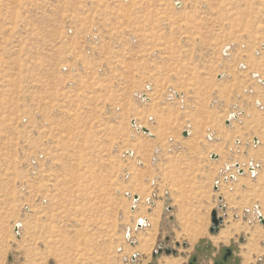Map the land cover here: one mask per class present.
<instances>
[{"label":"rangeland","instance_id":"1","mask_svg":"<svg viewBox=\"0 0 264 264\" xmlns=\"http://www.w3.org/2000/svg\"><path fill=\"white\" fill-rule=\"evenodd\" d=\"M262 173L264 0H0V264H264Z\"/></svg>","mask_w":264,"mask_h":264},{"label":"water","instance_id":"2","mask_svg":"<svg viewBox=\"0 0 264 264\" xmlns=\"http://www.w3.org/2000/svg\"><path fill=\"white\" fill-rule=\"evenodd\" d=\"M142 130H144L145 132H149V129L146 128V127H142ZM184 135L185 136H188L189 135V132L187 130H185ZM255 141L258 142V139L256 138ZM212 158H219V156L217 154H212ZM236 165L238 167L240 166L239 163H237ZM251 170H254V166L253 165L251 166ZM244 171L245 170H243L242 168L239 169V172L241 174H243ZM231 178L233 179L234 176H231ZM215 189L216 190L219 189V185L218 184H216ZM134 198L136 200H139L140 199V196L139 195H135ZM219 200L222 201L223 200V197L222 196H219ZM221 208H223L225 210L226 207L225 206H221ZM259 219H260V222L261 223H264V217H263V215H260L259 216ZM223 222H224V218L219 215L217 209H214L212 211V226L210 228L211 232L212 233H217L220 230V227L223 224ZM143 226L144 225H143L142 221L139 220L138 227L139 228H142ZM128 237H130V236H128ZM132 243H135V242L132 241ZM163 251H165L166 254H168V255L169 254H176V250L174 248H170V247H167V246H164V247L163 246H159L158 249L156 251H154L153 255L154 256H157L158 254L162 253ZM229 251H230V249H229ZM136 258H137V254L133 255V260H136ZM195 259L196 258H194V260ZM216 264H218V263H216Z\"/></svg>","mask_w":264,"mask_h":264},{"label":"bare ground","instance_id":"3","mask_svg":"<svg viewBox=\"0 0 264 264\" xmlns=\"http://www.w3.org/2000/svg\"><path fill=\"white\" fill-rule=\"evenodd\" d=\"M133 123L135 124L136 122L133 121ZM142 127H144V126H141V128H142ZM187 131H188V130H187ZM144 132H145V131H144ZM146 133H150V132H146ZM257 139H258V138H257ZM258 142H259V140H258ZM258 142L255 141V144H258ZM213 154H216V153H213ZM217 155H218V154H217ZM211 157H212V155H211ZM250 157H251V156H250ZM214 159H217V158H214ZM248 159H249V158H248ZM260 160H261V159H260ZM238 161H239V160H238ZM249 161H250V160H249ZM242 162H243V161H242ZM250 162H251V161H250ZM236 164H237V163H236ZM252 165L254 166V163H253V162L250 163V166H249V167H250V171L255 172L257 166H256V167L254 166V170H251V166H252ZM257 168H258V167H257ZM239 169H240V168H239ZM239 169H238V170H239ZM243 170H244V169H243ZM244 172H245V171H244ZM240 174H241V173H240ZM234 178H235V176H234ZM259 179H260V180H264V174H263V173L259 175ZM126 194L130 195V193H126ZM134 201L137 202L138 200H136V199L134 198ZM134 207H135V206H133V209H134ZM154 212H155V211H154ZM260 213H261V212L259 211V216L262 215V214H260ZM145 216H146V214H145ZM236 217H238V215H236ZM263 217H264V216H263ZM152 218H153V217H152ZM155 220H156V219H155ZM155 220H154V221H155ZM140 221H142L143 225H144V224L146 225V224L148 223V220H147L146 218H141ZM155 222H156V221H155ZM157 222H158V221H157ZM138 223H139V221H138ZM19 226H20V225H17L16 227L19 228ZM137 226H138V224H137ZM138 228H139V227H138ZM129 230H130V229H129ZM155 230H157V228H156ZM192 230H193V229H192ZM152 231H153V230H152ZM193 231H194V230H193ZM224 231H225V230H224ZM153 232H154V231H153ZM201 233H202V230H201V228H200L199 230H197L196 232H194L193 237H198L199 235H201ZM223 234H224V233H223ZM202 235H203V234H202ZM225 235L228 236V235H230V234L225 233ZM128 236H130L129 233L127 234V237H128ZM151 236H152V235H151ZM191 236H192V235H191ZM222 236H223V237H226V236H224V235H222ZM128 238H130V237H128ZM142 238H143V237H142ZM191 239H192V238H191ZM192 240H193V239H192ZM192 240H191V241H192ZM194 240H195V239H194ZM145 244H146V242H145ZM145 246H146V248H147V245H145ZM169 256H170V255H169ZM181 261H182V260H181ZM176 263H177V261L174 260V259H172V258H166V259L164 260V264H176ZM177 264H178V263H177Z\"/></svg>","mask_w":264,"mask_h":264},{"label":"flooded vegetation","instance_id":"4","mask_svg":"<svg viewBox=\"0 0 264 264\" xmlns=\"http://www.w3.org/2000/svg\"><path fill=\"white\" fill-rule=\"evenodd\" d=\"M212 234H215V233H212ZM229 249H230V251H229ZM166 255H168V254H166ZM169 255H174V254H169ZM174 256H178V255H174ZM232 257H233V249L230 247H226V249L223 251V254L221 255V258L215 260V262L218 264H228L231 261ZM189 264H199V263L196 259L194 260L192 258V260L189 262Z\"/></svg>","mask_w":264,"mask_h":264},{"label":"built area","instance_id":"5","mask_svg":"<svg viewBox=\"0 0 264 264\" xmlns=\"http://www.w3.org/2000/svg\"><path fill=\"white\" fill-rule=\"evenodd\" d=\"M175 94H176L175 96H179L180 93L175 92ZM139 96H140V98H143V99H145V100H147V99L149 98L146 94H143V93L140 94ZM173 96H174V95H173ZM170 98H173V97L170 96ZM138 129L140 130V129H142V128L139 127Z\"/></svg>","mask_w":264,"mask_h":264},{"label":"crops","instance_id":"6","mask_svg":"<svg viewBox=\"0 0 264 264\" xmlns=\"http://www.w3.org/2000/svg\"><path fill=\"white\" fill-rule=\"evenodd\" d=\"M175 260V259H174ZM238 264H245L244 262H243V259H242V262H240V263H238Z\"/></svg>","mask_w":264,"mask_h":264}]
</instances>
